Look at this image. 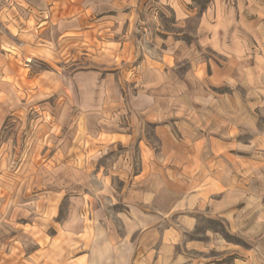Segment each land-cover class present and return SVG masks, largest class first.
<instances>
[{
	"label": "rangeland",
	"instance_id": "obj_1",
	"mask_svg": "<svg viewBox=\"0 0 264 264\" xmlns=\"http://www.w3.org/2000/svg\"><path fill=\"white\" fill-rule=\"evenodd\" d=\"M184 2L178 17L165 0H0V264H81L101 216L124 209L140 146L159 150L154 124L132 107L143 102L151 36L181 44L155 91L178 102L183 87L206 89L193 61L222 58L200 43L214 6L240 13L238 0ZM242 2L254 20L263 0ZM169 129L180 135L174 123ZM116 133L132 140L116 141ZM259 162L243 174L234 160L231 181L249 184L245 193H258L264 206ZM194 217L184 241L201 247L185 248V264H264L255 240L208 211Z\"/></svg>",
	"mask_w": 264,
	"mask_h": 264
},
{
	"label": "crops",
	"instance_id": "obj_2",
	"mask_svg": "<svg viewBox=\"0 0 264 264\" xmlns=\"http://www.w3.org/2000/svg\"><path fill=\"white\" fill-rule=\"evenodd\" d=\"M184 1L165 0L178 17ZM242 3L237 18L234 10L214 6V22L202 28L208 33L200 43L222 58L195 59L192 71L207 90L183 87L178 102L155 91L162 90L172 48L181 44L167 33L159 41L151 36L154 51L144 53L141 64L144 89L137 99L143 102L132 107L154 124L159 150L140 146L141 166L123 193L124 209L101 216L78 257L81 264H185V248L201 247L197 240L185 242V233L194 214L205 211L255 240L264 258L263 202L258 193H245L249 184L231 181L234 160L247 174L248 165L264 159V0L254 20L244 17ZM170 122L180 133L176 139ZM115 139L132 136L116 133ZM177 158V166L171 165ZM201 173L209 176L204 182Z\"/></svg>",
	"mask_w": 264,
	"mask_h": 264
}]
</instances>
